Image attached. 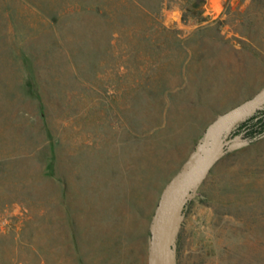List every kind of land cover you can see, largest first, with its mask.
<instances>
[{
  "label": "rangeland",
  "instance_id": "obj_1",
  "mask_svg": "<svg viewBox=\"0 0 264 264\" xmlns=\"http://www.w3.org/2000/svg\"><path fill=\"white\" fill-rule=\"evenodd\" d=\"M202 38L216 71L264 79V0H0V264H151L157 202L211 127L177 118ZM169 237L170 264H264V134L222 147Z\"/></svg>",
  "mask_w": 264,
  "mask_h": 264
},
{
  "label": "water",
  "instance_id": "obj_2",
  "mask_svg": "<svg viewBox=\"0 0 264 264\" xmlns=\"http://www.w3.org/2000/svg\"><path fill=\"white\" fill-rule=\"evenodd\" d=\"M257 107H264V87L252 97L222 112L216 117L211 126L213 125L217 128L219 133L215 138L212 153L205 157H200L198 152L178 176L168 184L166 192L161 195L157 202L153 224L149 234L151 264H170L169 233L175 210L181 205L185 194L192 188L198 177L221 152L222 147L231 140L238 139L237 137L222 139V134H220L221 130L230 121L239 119L241 116Z\"/></svg>",
  "mask_w": 264,
  "mask_h": 264
},
{
  "label": "crops",
  "instance_id": "obj_3",
  "mask_svg": "<svg viewBox=\"0 0 264 264\" xmlns=\"http://www.w3.org/2000/svg\"><path fill=\"white\" fill-rule=\"evenodd\" d=\"M210 24L208 23L209 27ZM195 41L202 42L199 44L209 47L207 50L208 72L206 74L199 72V81L196 82L199 87L183 95L181 107L177 111V118L183 121V125L179 123L184 129L195 125L212 124L219 114L252 97L264 87V79L255 77L253 72H251V75L240 74L238 71L240 67L237 63V65L230 63L234 73L229 76H225L222 71H216L215 68L218 66L220 70L223 62L222 60H216V52L212 49L216 41L211 38L195 39ZM252 68L254 67L251 65L248 69L252 70ZM224 76L227 77V82L228 79L230 80L227 84L217 83L215 86L216 83L211 82L213 78L220 79ZM248 84L255 86L246 88ZM217 109L221 111L218 115H216ZM86 186L88 187V185ZM90 186V189L95 187L93 184Z\"/></svg>",
  "mask_w": 264,
  "mask_h": 264
},
{
  "label": "trees",
  "instance_id": "obj_4",
  "mask_svg": "<svg viewBox=\"0 0 264 264\" xmlns=\"http://www.w3.org/2000/svg\"><path fill=\"white\" fill-rule=\"evenodd\" d=\"M239 140L251 142L264 134V107L254 108L231 131Z\"/></svg>",
  "mask_w": 264,
  "mask_h": 264
},
{
  "label": "bare ground",
  "instance_id": "obj_5",
  "mask_svg": "<svg viewBox=\"0 0 264 264\" xmlns=\"http://www.w3.org/2000/svg\"><path fill=\"white\" fill-rule=\"evenodd\" d=\"M236 119L230 121L220 132V134H222L224 131H227L229 126L231 125V123L233 121H235ZM211 131H214V133L209 137V138H206L210 133ZM219 133V130L217 128H215L213 125L210 127L209 131L205 134L204 138H203V142H202V145L200 147V150H199V156L200 157H205L209 154L212 153L213 149H214V141H215V138L216 136L218 135ZM205 139V140H204ZM204 141H205V147L206 148H211L207 151H203V146H204Z\"/></svg>",
  "mask_w": 264,
  "mask_h": 264
}]
</instances>
